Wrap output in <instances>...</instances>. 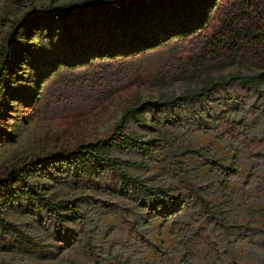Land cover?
Listing matches in <instances>:
<instances>
[{
	"label": "rangeland",
	"instance_id": "obj_1",
	"mask_svg": "<svg viewBox=\"0 0 264 264\" xmlns=\"http://www.w3.org/2000/svg\"><path fill=\"white\" fill-rule=\"evenodd\" d=\"M102 1L121 5L128 0ZM247 1L219 0L204 31L174 39L159 51L115 61L111 68L105 59L101 69L63 71L48 80L59 63L123 51L130 35L140 41L161 39L186 21L166 0H153L156 14L136 18L132 34L122 36L125 27L116 20L91 14L73 21L67 32L57 25L31 31L0 97V179L11 171L24 174L13 181L12 191L0 186V264H212L208 243L216 246L223 264H264V86L254 92L225 81L264 69L261 63L236 62L228 44L235 24L241 27L251 13ZM83 2L0 0V46L24 15ZM233 15L242 21L235 23ZM174 69L178 75L168 77L166 72ZM217 81L225 83L215 86ZM177 97H183L182 109L140 112L146 103ZM130 107L137 108L136 116H128L120 132L141 140H160L167 132L169 151L155 146L146 158L116 148L109 158L141 184L162 189L157 202L142 198L103 166L93 165L89 176H79L62 162L80 145L109 137ZM227 109L235 110L234 120L244 125L233 143L217 138L215 117ZM186 146L207 150L220 164L185 157L190 174L181 175L175 156ZM235 152L240 154L238 169L226 192L232 203L224 205L218 184ZM186 189L204 194L215 225L199 219ZM44 200L75 201L80 218L58 207L65 227L56 226ZM149 213L157 219L148 220ZM201 230L205 241L190 249L187 243ZM186 250L191 259L183 262Z\"/></svg>",
	"mask_w": 264,
	"mask_h": 264
},
{
	"label": "trees",
	"instance_id": "obj_2",
	"mask_svg": "<svg viewBox=\"0 0 264 264\" xmlns=\"http://www.w3.org/2000/svg\"><path fill=\"white\" fill-rule=\"evenodd\" d=\"M166 2L167 5L171 6V9L175 10L177 13L183 14V18L186 21L185 26L170 32V34L165 35L161 39L152 38L146 41H140L141 38H135L130 35V44H127L129 48L123 51L97 52L87 60L71 65L59 63L53 67L45 79L48 80L49 77L63 71L81 72L85 70H98L101 69V64L105 59L108 61V66L110 65L109 68H111L115 61L140 58L148 52L159 51L162 46L171 43L174 39L180 40L190 38L204 31L211 20L212 13L220 5L219 0H166ZM246 5L247 9L251 10V13L248 15V18L246 17L241 27L235 24V33L228 39V44L233 47V59L236 62L245 60L247 62H257V64L261 63L260 65H264V0H257L255 3L248 0ZM156 11L153 0H128L121 5L115 3L111 4L102 0H84L79 7H48L39 13L24 15L20 20L12 24L10 31L5 36L4 45L0 46V97L6 93L9 74L11 72L10 69L18 61L19 54L23 51L24 43L32 30L39 27L45 30H51L57 25L64 32H67L73 21L82 16L91 14L102 15L103 17H107V19L116 20L119 26L125 27L121 32V35L124 36L127 35L128 32L132 34V30L130 29L136 18L149 17L156 14ZM233 17L235 23L242 21V18L238 15H233ZM166 75L168 77H170V75H178V71L175 69L168 70ZM92 76L89 79H92ZM225 81L238 83L242 86L249 87L254 92H260V89L264 86V69L253 75H229ZM225 81L214 82V85L223 84ZM81 84L82 82H78L76 85L78 87ZM182 100L183 97H177L164 100L159 104L146 103L143 105L140 112L151 110L161 111L165 106H173L182 109ZM136 110L137 108L135 107L124 110L120 114L119 120L113 126L112 133L109 137L80 145L74 152L66 155L62 162L79 176H89L93 165L103 166L106 172L114 174L121 184L130 186L135 193L142 198L151 202H157L159 196L164 194L162 189L150 188L141 184L138 180L131 178L125 171L121 170L120 166L109 158V153L116 148L120 150H132L140 153L146 158L151 156V151L155 146H158L163 152L169 151L167 132L162 133V138L160 140L155 138L141 140L132 133L120 132V129L124 127L126 118L128 116L132 118L136 116V113H134ZM236 116L237 112L235 110L227 109L220 112L215 117V125L218 133L217 138L220 141H228L230 143L237 142L242 135L244 125L242 122L234 120ZM255 143L256 142H254V144ZM180 153V155L175 156V161L177 163L176 168L178 172L185 177L190 174V166L185 160V157H195L213 166H218L220 164V161L213 160L208 151L203 148L194 150L186 146ZM239 157L240 154L237 152L233 154L229 168L222 173L221 181L218 184L221 191L222 204L224 205H231L232 203L230 198L226 195V192L229 189L230 180H232L237 173ZM35 166L39 170H44L43 164L36 163ZM23 175V171H11L8 175L0 179V186H2L5 191H12L11 184L13 181L21 178ZM185 193L189 202H191L195 208L199 209V219L205 224L215 225V219H213L211 214L212 206L205 200L204 194L197 190L194 191L193 189H186ZM43 202L47 216L56 226L61 228L65 227L60 215L56 211L58 207L70 214L74 220L80 218L75 208V201L62 200L52 203L48 200H44ZM251 213L254 212L251 210ZM259 213L262 214V212ZM147 219L156 220L157 216L153 213H149L147 214ZM164 221L166 222L167 220L165 219ZM134 229L130 228V233L132 237H137ZM204 241L205 237L203 235V230H201L191 237L190 243H187V246L191 249L194 244H202ZM207 247L211 254L212 264H223L216 252V246L208 243ZM189 255V251H184L183 262H187L191 259Z\"/></svg>",
	"mask_w": 264,
	"mask_h": 264
}]
</instances>
